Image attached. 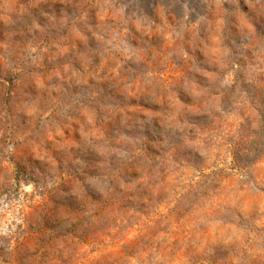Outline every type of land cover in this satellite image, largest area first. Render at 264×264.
<instances>
[{"label":"rangeland","instance_id":"obj_1","mask_svg":"<svg viewBox=\"0 0 264 264\" xmlns=\"http://www.w3.org/2000/svg\"><path fill=\"white\" fill-rule=\"evenodd\" d=\"M263 104L264 0H0V264H264Z\"/></svg>","mask_w":264,"mask_h":264},{"label":"trees","instance_id":"obj_2","mask_svg":"<svg viewBox=\"0 0 264 264\" xmlns=\"http://www.w3.org/2000/svg\"><path fill=\"white\" fill-rule=\"evenodd\" d=\"M225 99H223L224 101ZM227 101H229V103H233L236 102L231 96H228ZM227 101L222 102L223 105L221 107L222 111H226V107H227ZM230 105V104H229ZM260 113L264 118V104L261 106L260 108ZM218 117V110L216 111H212L211 114H205L204 118H203V129H207L209 130L210 127L212 126V119L214 120L215 118ZM191 132H193V130H191ZM261 152H258V149L254 148L253 150L247 151V152H241L240 150H234L233 151V156L235 158V164L238 165L239 163H252L255 159L260 158L261 157Z\"/></svg>","mask_w":264,"mask_h":264}]
</instances>
